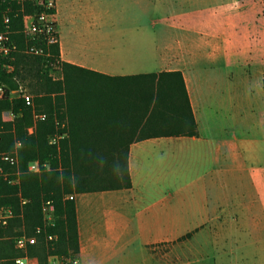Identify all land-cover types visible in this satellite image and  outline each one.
Returning <instances> with one entry per match:
<instances>
[{
  "label": "crops",
  "instance_id": "obj_1",
  "mask_svg": "<svg viewBox=\"0 0 264 264\" xmlns=\"http://www.w3.org/2000/svg\"><path fill=\"white\" fill-rule=\"evenodd\" d=\"M55 22L61 63L109 78L180 73L197 125L195 137L127 146V120L78 118V138L114 141L101 154L127 151L131 181L74 196L79 263L181 264L155 247L197 234L217 264L223 219L220 264H264V0H55Z\"/></svg>",
  "mask_w": 264,
  "mask_h": 264
},
{
  "label": "trees",
  "instance_id": "obj_2",
  "mask_svg": "<svg viewBox=\"0 0 264 264\" xmlns=\"http://www.w3.org/2000/svg\"><path fill=\"white\" fill-rule=\"evenodd\" d=\"M7 7L6 2H0V32L4 30L1 14ZM10 37L16 51L10 63L13 75L0 70V85L7 87L0 99V152L12 151L19 142L21 173L15 176V169L0 160V168L8 174L7 180L0 176V206L11 208L13 213L8 226L0 228V261L14 264L15 259L27 256L37 264H47L49 257L78 258L76 206L68 197L131 188L127 151L124 155L101 154L100 144L114 141L78 138V118L127 120L128 130L133 133L127 146L152 138L195 137L197 125L183 77L177 72L116 78L94 75L61 63L58 44L49 48L47 60L26 55L22 20L14 14ZM57 63L62 80L52 81L50 65ZM19 69L34 74L39 89L48 96V116L35 127L31 107L23 99L10 98L12 79ZM4 112H10L13 121L4 122ZM64 122L67 126L61 131L58 128ZM32 127L34 131L29 134ZM60 132L67 133L66 137L58 145H50V138ZM34 162L47 168L37 174L28 173V165ZM47 202L53 205L54 221L45 226L42 208ZM22 235L36 239L25 254L15 250L11 241Z\"/></svg>",
  "mask_w": 264,
  "mask_h": 264
},
{
  "label": "built area",
  "instance_id": "obj_3",
  "mask_svg": "<svg viewBox=\"0 0 264 264\" xmlns=\"http://www.w3.org/2000/svg\"><path fill=\"white\" fill-rule=\"evenodd\" d=\"M8 7L2 12V23L4 30L0 32V70L10 75L13 73L14 66L10 64L13 61V54L16 51V45L10 37L11 14L20 16L22 20V34L26 40L24 53L34 57L50 58L49 48L58 44V32L55 22V0H0ZM31 11V12H30ZM52 66V65H50ZM4 95V88L0 86V99ZM17 98V97H16ZM18 98L23 99L27 106H32L30 97L25 94L19 95ZM34 127L37 122L44 121L45 115L35 116ZM34 127L28 130L32 134ZM63 128V127H60ZM66 135L63 132L56 133L50 140V145H58L59 141L64 139ZM1 140V138H0ZM19 142L15 143V147L10 152H0V160L15 169V176L21 173L18 166V148ZM46 165H39L37 162L31 163L27 167V172L37 174L41 169H46ZM0 176L4 180L8 179V174L3 173L0 168ZM9 184H15V181H9ZM69 200H74L73 196L68 197ZM21 204H25L22 201ZM44 225H52L54 221V208L50 202L44 204L42 208ZM13 219L12 209L5 206H0V228H6L9 221ZM54 238H49L53 241ZM15 250L26 253L28 247L35 245V237L26 235L13 237L11 239ZM14 264H37L35 259H30L27 256L14 260ZM47 264H80L78 258H59L49 257Z\"/></svg>",
  "mask_w": 264,
  "mask_h": 264
},
{
  "label": "rangeland",
  "instance_id": "obj_4",
  "mask_svg": "<svg viewBox=\"0 0 264 264\" xmlns=\"http://www.w3.org/2000/svg\"><path fill=\"white\" fill-rule=\"evenodd\" d=\"M50 67L49 78L52 81H61L62 76L60 72V64L57 63ZM231 71H233V68L231 69ZM11 74L13 75V73ZM12 81L14 88L10 92L11 99H15L16 97L18 98L19 95L25 94L30 97L32 101L31 109L33 111V115L48 116V96L39 89L37 84L38 82L34 74H29L19 69L17 75L13 77ZM2 87L7 88L4 85H2ZM3 116L5 119L10 118V121H13L14 119L10 112H4L2 117ZM56 125L58 126L59 123ZM60 127H63L58 128L61 131L62 129H66V125L64 123H61ZM65 135H67V133ZM231 222L232 221L230 220L225 221L223 219H219L212 223V225H214V228L216 229V234L214 236V243L216 248L214 252V259H218L217 264L221 263V243L223 239V230H226L227 232V229L232 227ZM154 254L159 261L181 260V264H205L211 256L210 253L206 251L205 238L197 234H189L188 237H182L175 242L159 245L155 247Z\"/></svg>",
  "mask_w": 264,
  "mask_h": 264
}]
</instances>
